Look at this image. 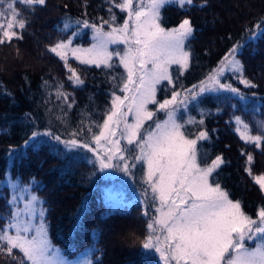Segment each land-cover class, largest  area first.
<instances>
[{
  "label": "snow or ice",
  "instance_id": "snow-or-ice-1",
  "mask_svg": "<svg viewBox=\"0 0 264 264\" xmlns=\"http://www.w3.org/2000/svg\"><path fill=\"white\" fill-rule=\"evenodd\" d=\"M193 2L105 0L108 19L100 17L99 24L66 15L62 27H57L67 38L49 45L47 51L63 62L70 73L67 79L74 87L82 86L84 80L69 63L70 58L79 65L104 70L122 67L124 71L119 80L116 76L111 78L113 88L123 95L113 91L111 107L104 113L103 122H90L86 132L83 120L80 129L68 133V139L50 130L33 131L25 147L48 146L55 155L63 153L65 158L85 150L94 158L88 163L103 173L105 179L120 173L135 183L134 169L139 166L140 183L144 185L140 196L135 193L126 196L123 189L118 194L106 190L104 202L108 213L122 212L134 203L144 205L146 234L142 248L156 254L159 264H264V207L254 219L243 211L240 201L230 198L214 176L224 163L222 156L211 163L201 156L200 142L208 141L209 133L203 129L192 133L187 128L189 124L204 125V116L209 114L204 109H200L198 121L188 114L189 106L199 107L206 96L229 94L241 101L247 99L231 79H237L248 89L258 85L245 77L244 65L238 58L244 45L237 44L205 79L190 88L182 85L177 88L178 77L190 66L189 42L194 27L190 19H184L177 27L166 28L161 23V13L167 6L184 8ZM206 3L207 0L200 6ZM16 4L34 12L37 6L45 7L47 0H0V46L11 45L14 39L23 40L21 32L26 30L28 21ZM83 6L87 8L86 0ZM114 8L126 14L122 24L116 23ZM85 30L91 33L90 46L74 44L82 34H87ZM261 38H264V25L257 23L248 40ZM43 86L46 91L51 87L48 81ZM63 88L58 82L56 99L67 103L69 94ZM169 88L172 89L170 98L159 100L158 91L167 92ZM67 107L70 109L72 104L67 103ZM159 112L164 113L163 119L158 117ZM252 113L255 115V107ZM65 115L57 119L66 124ZM234 122L241 140L262 148L264 119L255 120V135L241 116H234ZM94 127L99 131H93ZM14 156L15 153H10V158ZM80 159L86 157L80 156ZM252 160V155H248L249 164ZM255 183L264 193V175L255 177ZM8 187L11 189L8 214L0 217L5 221L0 228V254L16 264H99L92 258L97 251L95 246L72 259L53 244L45 201L36 194L39 186L34 179L27 185L20 178L10 180ZM86 208L85 201L77 214V223ZM14 250L21 255H16Z\"/></svg>",
  "mask_w": 264,
  "mask_h": 264
},
{
  "label": "trees",
  "instance_id": "trees-1",
  "mask_svg": "<svg viewBox=\"0 0 264 264\" xmlns=\"http://www.w3.org/2000/svg\"><path fill=\"white\" fill-rule=\"evenodd\" d=\"M84 3L85 0H47L45 7L37 6L34 12L24 5H15L28 23L21 32L23 40L14 39L11 45L0 46V217L8 214L11 189L6 184L7 176L13 180L20 178L25 185L34 179L39 186L36 194L45 201L50 238L67 256L95 246L97 251L92 258L99 264H159L142 248L146 234L142 204L134 203L122 212L108 213L104 197L110 183L102 181L100 173L88 161L76 158V153L68 158L63 153L57 156L48 146L24 149L33 131L47 129L68 139L70 131L82 127V120L85 132L90 122L102 123L104 113L111 107L113 91L120 94L113 88L111 77L116 76L118 81L124 71L122 67L104 70L79 65L70 58L69 63L84 80L82 86L74 87L67 79L70 73L63 62L47 51L49 45L67 38L57 27H62L66 15L97 24L100 17L108 19L105 0H86V9ZM202 4L205 0H194L193 5L184 8L170 5L162 9L164 27H177L184 19H190L194 27L189 42L190 66L178 77L177 88L181 85L190 88L205 79L237 44L244 45L238 58L244 65L245 77L258 87L244 88L237 79H231L247 99L241 101L229 94L206 96L199 107L190 105L188 114L198 121L200 109H204L209 113L204 116V125L189 124L187 128L192 133L201 129L209 133V140L200 142L201 156L207 163L222 156L224 163L214 176L230 198L240 201L243 211L256 218L258 210L264 207V193L255 183V177L264 175V145L256 148L241 140L234 116H241L253 135L255 120L264 119V38L248 40L254 25H264V0H207L205 6L201 7ZM113 11L116 23L122 24L126 14L118 8ZM173 75L175 78L177 73L174 71ZM44 81L51 86L47 91ZM58 82L69 94L70 109L67 103L56 99ZM171 91V88L167 92L158 91L157 98H170ZM150 108L154 110L155 106ZM61 115H65L66 124L57 119ZM93 131L99 129L94 127ZM10 153L15 156L10 158ZM248 155L253 157L251 164ZM111 190L120 193L118 189ZM85 201L87 208L77 223V214ZM4 223L0 219V228ZM14 253L21 255L15 250ZM0 264H16V261L0 254Z\"/></svg>",
  "mask_w": 264,
  "mask_h": 264
},
{
  "label": "rangeland",
  "instance_id": "rangeland-1",
  "mask_svg": "<svg viewBox=\"0 0 264 264\" xmlns=\"http://www.w3.org/2000/svg\"><path fill=\"white\" fill-rule=\"evenodd\" d=\"M105 30H107V28H105ZM85 32L87 33V34H82L81 35V37L78 39V40H75L74 41V44H76V43H78V44H80L81 46H83V47H89L90 46V44H91V33L88 31V30H85ZM85 42V43H84ZM84 43V44H83ZM112 47H116V46H112ZM120 47H122V46H120ZM118 95H123L122 93H120V94H118ZM150 107V106H149ZM157 115H158V117L160 118V119H163L164 118V113L163 112H159V113H157ZM148 123H151V122H148ZM236 129H237V126H236ZM45 130H47V129H45ZM45 130H42V131H39V132H43V131H45ZM242 130V129H241ZM82 139L84 138V137H81ZM124 142L122 141V144H123ZM93 147H95V145H92ZM26 147H25V144H24V149H25ZM78 151H80V152H82L83 154H81V155H78V157H76V158H80V156H84V157H86V159H85V161H88L89 159H94L93 157H92V155H91V153H87L85 150H78ZM73 154V153H72ZM64 155V154H63ZM69 155H71V154H69ZM90 164V163H89ZM91 166H93L92 164H90ZM95 169V168H94ZM134 171L137 173V175H136V177H135V183L131 180V179H129L128 177H125V176H123L122 174H120V173H113V174H111L112 175V178L111 179H105L104 178V174L103 173H100V175L102 176V181H106V182H108V183H110L109 184V187H108V190H111V189H118L119 191H121L122 189H123V191H124V193H125V195L126 196H132L133 195V193H135V196H140V194H141V188H143L144 187V185L142 184V183H140V175H141V173H140V169H139V166H137V169H134ZM15 181V180H13L9 175L7 176V178H6V184L8 185V181ZM105 187V189H107L106 188V186H104ZM27 198V197H26ZM142 208H143V211H144V205H142ZM257 218V217H256ZM255 219V218H254ZM55 246H57V247H59L60 248V246H58V245H55ZM61 249V248H60ZM90 248H85L84 250H82V251H80V252H78L77 254H75L74 256H68V257H70V258H72V259H76L77 257H80L81 256V254L82 253H84L85 251H87V250H89ZM62 250V249H61ZM62 252H63V250H62ZM147 253H149L148 255L149 256H151V255H153L156 259H157V262L159 263V260H158V256L156 255V254H154V253H151V252H147Z\"/></svg>",
  "mask_w": 264,
  "mask_h": 264
}]
</instances>
